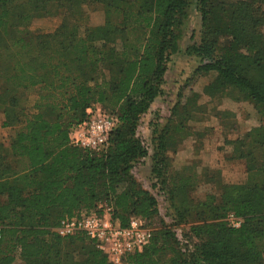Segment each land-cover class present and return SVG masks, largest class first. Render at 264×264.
I'll use <instances>...</instances> for the list:
<instances>
[{
    "label": "trees",
    "instance_id": "1",
    "mask_svg": "<svg viewBox=\"0 0 264 264\" xmlns=\"http://www.w3.org/2000/svg\"><path fill=\"white\" fill-rule=\"evenodd\" d=\"M90 2L113 9L109 13L137 9L123 11L117 26L107 22L81 33ZM192 4L0 0V107L4 126L23 124L10 148L24 164L11 166L0 147V264H112L85 234L61 237L56 232L62 219L83 209L99 214L110 209L123 227L133 217L147 225L160 217L161 227L150 242L124 264H264V0H197L203 38L186 48L187 55L200 59L198 75H215L207 95L228 91L258 111L260 126L237 142L243 145L237 157L246 162V181L221 187L218 197L201 205V222L191 225L187 235L193 246L183 249L176 235L174 191L160 187L166 221L158 199L133 176L136 162L147 154L137 127L162 92ZM58 9L63 20L54 33L28 34L32 17ZM101 68L107 70L104 79ZM35 88L36 113L24 115L18 95ZM96 105L118 119L108 146L73 145L72 127L88 119L87 110ZM229 213L242 219L240 228L229 226ZM187 214L198 215L189 209ZM80 242L86 246L83 254L67 249Z\"/></svg>",
    "mask_w": 264,
    "mask_h": 264
},
{
    "label": "rangeland",
    "instance_id": "2",
    "mask_svg": "<svg viewBox=\"0 0 264 264\" xmlns=\"http://www.w3.org/2000/svg\"><path fill=\"white\" fill-rule=\"evenodd\" d=\"M132 9H137V6L124 7L120 13H109L113 9L102 3L90 2L85 7L81 33L86 28H96L107 22L117 26L122 21L123 11ZM62 11L58 9L50 15L32 17L27 24L28 34L54 33L62 23ZM202 38V17L197 10V0H193L189 18L183 27L180 50L168 62L162 92L142 115L136 131L147 154L136 162L133 176L139 186L158 199L163 216L167 201L160 187L174 191L171 202L179 221L176 235L183 249L193 246L187 235L191 225L201 222V205L213 195L218 197L221 187L246 181V162L237 157L243 145L237 142L247 140L261 124L253 103L238 99V95L228 91L218 96L206 94L205 88L215 75H198L196 69L200 66V59L186 54V48L200 43ZM101 73L103 76L100 79H104L107 70L103 68ZM24 92L18 95L22 111L24 115H32L36 113L38 88ZM95 107L104 111L100 105ZM108 112L112 113L110 109ZM18 114L19 117L22 115L21 112ZM5 120L6 115L0 107V147L11 166L22 168L24 164L13 156L10 143L23 124L16 121L4 126ZM75 128L72 127L71 133ZM183 181H187L184 187ZM188 209L197 211L198 215H188ZM81 213L88 212L83 209ZM160 221L159 217L148 223L151 236L161 227ZM166 221H170L169 218L166 217ZM67 249L83 254L86 246L80 242L69 245Z\"/></svg>",
    "mask_w": 264,
    "mask_h": 264
},
{
    "label": "built area",
    "instance_id": "3",
    "mask_svg": "<svg viewBox=\"0 0 264 264\" xmlns=\"http://www.w3.org/2000/svg\"><path fill=\"white\" fill-rule=\"evenodd\" d=\"M87 113L88 119L71 133V143L84 149H105L108 146L110 134L118 124V119L95 106L89 108ZM227 221L232 228H240L243 222L234 213L228 215ZM56 232L61 237L85 234L96 242L98 249L112 264H124L128 255L141 252L151 239V229L144 219L133 217L129 224L123 227L112 218L110 209H105L103 214L92 211L65 217L61 220ZM1 233L0 226V236Z\"/></svg>",
    "mask_w": 264,
    "mask_h": 264
}]
</instances>
